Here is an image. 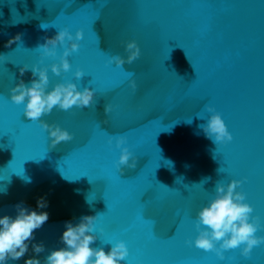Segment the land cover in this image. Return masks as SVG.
<instances>
[{
	"label": "water",
	"instance_id": "water-1",
	"mask_svg": "<svg viewBox=\"0 0 264 264\" xmlns=\"http://www.w3.org/2000/svg\"><path fill=\"white\" fill-rule=\"evenodd\" d=\"M65 27L83 37L68 72L48 69L49 87L70 80L96 94L89 107L54 108L41 117L73 133L50 147L47 130L24 116L9 89L29 82L33 64L59 62L62 47L42 58L38 45ZM130 39L140 57L122 67L108 63L111 55H126L123 42ZM0 53L7 59L0 63V133L7 132L0 136V215H14L18 202L35 208L45 197L49 218L35 230L45 245L41 260L62 246L66 220L97 215L92 246L107 250L123 240V264H264V243L247 258L239 248L228 250L224 261L190 243L196 212L215 196L217 181L241 180L236 190L264 225V0H0ZM23 65L29 68L21 77ZM78 67L85 73L79 80ZM205 105L221 115L231 141L205 137ZM117 135L137 157L119 176Z\"/></svg>",
	"mask_w": 264,
	"mask_h": 264
},
{
	"label": "clouds",
	"instance_id": "clouds-1",
	"mask_svg": "<svg viewBox=\"0 0 264 264\" xmlns=\"http://www.w3.org/2000/svg\"><path fill=\"white\" fill-rule=\"evenodd\" d=\"M43 27H46L43 25ZM83 37V32L77 29L75 35L67 27L59 29L53 36H45L44 42L38 45L43 57H56L57 45L63 48L58 63L46 66H31V79L25 83L23 79L9 89L10 100L17 104H23V114L26 118L39 121L42 129H46L50 139V147L61 141H70L73 138L67 128L57 123H48L42 116L52 112L54 108L68 111L73 106L86 108L94 103L95 90L84 87L82 90L72 81L57 82L49 87L48 69L56 75L68 72L71 68L68 57L79 48L78 41ZM20 39L17 34L6 42V47ZM126 55L114 54L109 56L108 63H114L117 67L131 64L140 57L141 49L135 39L123 42ZM7 60L0 53V63ZM42 63V61H41ZM23 65L19 69L22 77L28 69ZM79 80L85 75L79 67L73 73ZM132 77L131 72L128 73ZM129 86L135 90L137 85L134 78L128 80ZM210 115L205 123L199 127L205 137L214 143H226L232 140L221 115L211 105H205ZM105 112H111L112 105H105ZM191 123V119L186 121ZM109 136V144L112 142ZM115 146L120 149L115 166L122 172V165L129 168L136 166V155L126 145V137L117 135ZM219 171V170H218ZM207 179V178H206ZM204 182V181H203ZM241 180H231L226 185L216 182L215 196L196 212L197 235L190 243L204 251H212L220 261L226 259L225 252L239 248L242 257H249L254 246L264 243V235H256L258 230L264 228L260 217L251 215L253 207L246 202V194L236 190L241 185ZM5 189H0V192ZM48 201L45 197H39L36 207L30 208L23 202L14 205L15 214L0 215V264H8L9 261H18L24 257L23 264H123L128 256V248L123 240L111 243L107 250L104 247H94L97 235L94 221L97 215H81L75 223L72 220L64 222V228L59 236L62 246L49 249L43 260L39 254L45 252L43 241L35 240V230L40 229L49 218L46 209ZM100 233L102 229L98 230ZM186 243H189L186 241ZM31 251V255H26ZM228 259H231L230 257Z\"/></svg>",
	"mask_w": 264,
	"mask_h": 264
},
{
	"label": "snow or ice",
	"instance_id": "snow-or-ice-1",
	"mask_svg": "<svg viewBox=\"0 0 264 264\" xmlns=\"http://www.w3.org/2000/svg\"><path fill=\"white\" fill-rule=\"evenodd\" d=\"M93 21H94V18H92L91 21H90V24H89L90 29H91V24L93 23ZM109 90H112V89H109ZM5 134H7V132H5V133H0V136H4ZM13 154H14V156H15V152H14V150H13ZM30 159H31V158H30ZM12 160H13V159H12ZM12 160H11V161H12ZM25 160H27V159H25ZM25 160H24V161H25ZM11 161H10V162H11ZM24 161H23V162H24ZM10 162H9V163H10ZM226 167H227V165H225V168H226ZM219 170H222V169H219ZM12 172H13V173H16V174H20V173L17 172V171H12ZM118 172H119V171L116 169V172H115V175H116V176H119V175H118ZM97 179H103V178H102V177H97ZM90 181H92V180H90ZM148 189H150V187H146V188L141 192L140 196L143 195V193L146 192ZM155 195H156V193H155ZM140 196H139V197H140ZM154 197H155V196H154ZM143 210H144V209H143ZM100 229H102L101 235H104V234L106 233V231H107V229L104 228V227H101ZM136 264H141V262H136Z\"/></svg>",
	"mask_w": 264,
	"mask_h": 264
}]
</instances>
